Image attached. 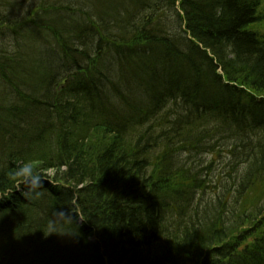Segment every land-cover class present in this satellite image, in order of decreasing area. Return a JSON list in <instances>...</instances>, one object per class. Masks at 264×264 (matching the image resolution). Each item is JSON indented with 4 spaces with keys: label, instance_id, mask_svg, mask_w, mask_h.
Here are the masks:
<instances>
[{
    "label": "trees",
    "instance_id": "obj_1",
    "mask_svg": "<svg viewBox=\"0 0 264 264\" xmlns=\"http://www.w3.org/2000/svg\"><path fill=\"white\" fill-rule=\"evenodd\" d=\"M0 264H264V0H0Z\"/></svg>",
    "mask_w": 264,
    "mask_h": 264
},
{
    "label": "clouds",
    "instance_id": "obj_2",
    "mask_svg": "<svg viewBox=\"0 0 264 264\" xmlns=\"http://www.w3.org/2000/svg\"><path fill=\"white\" fill-rule=\"evenodd\" d=\"M22 181L29 186V191L25 192L26 196L39 195V189L42 188L41 177L34 171L29 163L23 164L15 173Z\"/></svg>",
    "mask_w": 264,
    "mask_h": 264
},
{
    "label": "rangeland",
    "instance_id": "obj_3",
    "mask_svg": "<svg viewBox=\"0 0 264 264\" xmlns=\"http://www.w3.org/2000/svg\"><path fill=\"white\" fill-rule=\"evenodd\" d=\"M168 13V12H167ZM171 20H172V17H168V20H167V22L168 23H170L171 22ZM164 21V20H163ZM162 24H166V22L164 21V22H161ZM169 26H170V24H169ZM205 165V162H203V165H202V163H201V166H204ZM209 186L211 187V186H213V184H209Z\"/></svg>",
    "mask_w": 264,
    "mask_h": 264
}]
</instances>
